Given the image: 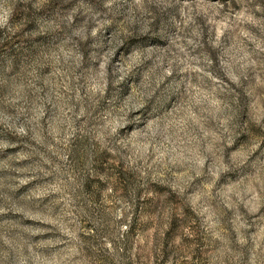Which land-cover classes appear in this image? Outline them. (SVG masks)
Segmentation results:
<instances>
[{
  "label": "rangeland",
  "instance_id": "1",
  "mask_svg": "<svg viewBox=\"0 0 264 264\" xmlns=\"http://www.w3.org/2000/svg\"><path fill=\"white\" fill-rule=\"evenodd\" d=\"M0 264H264V0H0Z\"/></svg>",
  "mask_w": 264,
  "mask_h": 264
}]
</instances>
